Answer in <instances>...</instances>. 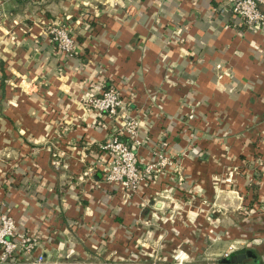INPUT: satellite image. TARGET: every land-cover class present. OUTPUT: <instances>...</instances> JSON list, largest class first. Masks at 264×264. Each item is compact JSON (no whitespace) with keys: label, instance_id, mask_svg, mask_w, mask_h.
Returning a JSON list of instances; mask_svg holds the SVG:
<instances>
[{"label":"crops","instance_id":"0c3cea01","mask_svg":"<svg viewBox=\"0 0 264 264\" xmlns=\"http://www.w3.org/2000/svg\"><path fill=\"white\" fill-rule=\"evenodd\" d=\"M111 1L0 0V211L46 261L142 262L150 231L182 225L187 241L250 238L264 264V30L225 0ZM62 19L70 55L43 30ZM107 85L138 116L137 164L171 159L130 194L101 177L117 122L82 103ZM176 205L181 222L156 216Z\"/></svg>","mask_w":264,"mask_h":264},{"label":"built area","instance_id":"2783aa9c","mask_svg":"<svg viewBox=\"0 0 264 264\" xmlns=\"http://www.w3.org/2000/svg\"><path fill=\"white\" fill-rule=\"evenodd\" d=\"M225 1L246 26L264 30V0ZM116 2L119 3V0L111 1L112 4ZM43 30L59 51L65 55L72 53L74 38L65 20L47 21ZM82 103L117 122V130L109 133L98 144L99 148L108 153L107 160L100 168L105 182H118L127 191H132L142 179L153 175L159 166L171 163L167 155L156 151V159L142 166L137 164L135 147L140 142L137 136L138 116L125 110L126 105L114 86L107 85L99 93L85 96ZM35 240L34 235L17 229L9 214L0 211V262H45L43 254L32 253ZM224 255L227 256L228 253L225 252Z\"/></svg>","mask_w":264,"mask_h":264},{"label":"rangeland","instance_id":"374dc122","mask_svg":"<svg viewBox=\"0 0 264 264\" xmlns=\"http://www.w3.org/2000/svg\"><path fill=\"white\" fill-rule=\"evenodd\" d=\"M164 167L165 166H159L154 171V173L155 174L160 173L161 171L164 170ZM175 170H176V172H174L175 173L174 177H176L177 181L181 180L182 176L179 175V173H178L180 171H177L180 169L178 167H175ZM165 187L166 188H164V189L168 190L166 185H165ZM135 189L132 191H127V192L130 194V193L134 192ZM125 190L126 189L124 188V191ZM166 190L164 193L167 192ZM161 194L162 193H160V195ZM162 196H160V197L163 198ZM164 197L171 199V197H169V196L167 197L166 194L164 195ZM152 198H153L152 203H154L156 199L154 197H152ZM222 198L224 199V201H221V204H219L221 206H219V207L222 210L224 209L222 213L226 216V214L230 213V212H228V210H225L226 209L225 207H227L226 205H229L228 202H229L230 198L227 199L225 196ZM172 199H173V197H172ZM184 201H187V200H184ZM207 203L209 205H211V204L216 205V203L213 202V199H212V201H208ZM239 203H240L239 212L236 213V215L238 217L246 215V212H247L248 207H245V205H247L248 203H247V200H245L244 195H242ZM176 206H177L176 208L171 206V209H169V210H165L166 208L165 209L162 208L163 211L160 212L159 215H156V216H159V219H162L164 221L165 220L166 221L175 220V221L181 222L183 220V218L186 217L185 213L182 212V208L184 205H176ZM153 208L156 209L155 207H153ZM177 209H179V212L177 211ZM244 210L246 212H244ZM167 211L170 212V218L167 217ZM216 212L218 214L220 211H216ZM196 213H195L196 215H199V212H196ZM208 213L209 212H207L206 214H208ZM187 214H190V213H187ZM191 215H193V214L191 213ZM234 219H236V217ZM223 224L225 227L224 229H226L227 225H230V224H228V221L226 220V218H224ZM157 230L160 232V238H158L156 241H151V239L149 237L145 238V242H147V245L145 244V246H143V247H145V249H147L150 252V254L148 255V254H146V252H144V254H143L144 258H142V262H160V263L181 262V263H210L211 264V263H218L219 259L225 256L224 255L225 252L229 253L230 251H233V250H237L240 252H246L247 253L246 256L244 257L243 261H242L243 263H258L259 264V262H260V261L258 262V261L253 260V258H254L253 253H255L257 251H255L256 249L252 248L251 245H249L250 243H248V240H250V238L247 239V237H243L241 239L234 237L233 238L234 240H233V239L226 238V236H225L226 234H224V238L222 240L217 241V240H211V239L207 238L206 236H202L203 234L200 232L199 229H197L196 231H194V234H193V232H191V234L194 235L193 240L187 241V240L183 239V236L185 235V233L183 231L184 229H183L182 225L178 226V228H176L177 232L175 234L172 233L173 234L172 238L166 237L168 229L164 225L159 227V228L153 229V231H150L149 235L151 236L153 234H156ZM230 230L231 229H229V234H230ZM238 240H242V241H238ZM186 250L188 251L186 254L187 256L181 257L178 259L176 254L179 253L180 251L185 252ZM81 260L82 261H92V262H105V261H107L105 259L98 258V257L81 259ZM108 261H112V260H108ZM118 261L119 260H115V262H118ZM121 262H134V261H130V260L126 259V260H123Z\"/></svg>","mask_w":264,"mask_h":264},{"label":"water","instance_id":"95a60500","mask_svg":"<svg viewBox=\"0 0 264 264\" xmlns=\"http://www.w3.org/2000/svg\"><path fill=\"white\" fill-rule=\"evenodd\" d=\"M246 252H233L227 256L219 259L218 263L211 264H258V263H243V258L246 256ZM0 264H210V263H160V262H70V261H45L40 263L33 262H0Z\"/></svg>","mask_w":264,"mask_h":264},{"label":"trees","instance_id":"16d2710c","mask_svg":"<svg viewBox=\"0 0 264 264\" xmlns=\"http://www.w3.org/2000/svg\"><path fill=\"white\" fill-rule=\"evenodd\" d=\"M0 84L2 85L1 80H0Z\"/></svg>","mask_w":264,"mask_h":264}]
</instances>
